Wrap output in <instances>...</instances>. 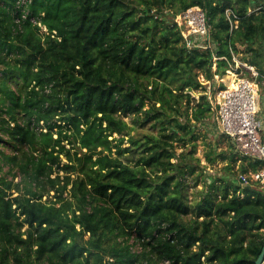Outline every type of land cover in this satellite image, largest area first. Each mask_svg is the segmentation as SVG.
<instances>
[{"label":"trees","instance_id":"1","mask_svg":"<svg viewBox=\"0 0 264 264\" xmlns=\"http://www.w3.org/2000/svg\"><path fill=\"white\" fill-rule=\"evenodd\" d=\"M197 6L207 48L175 21ZM235 56L264 90V0H0V264H256L264 161L212 146L227 174L191 200L199 160L177 152Z\"/></svg>","mask_w":264,"mask_h":264},{"label":"built area","instance_id":"2","mask_svg":"<svg viewBox=\"0 0 264 264\" xmlns=\"http://www.w3.org/2000/svg\"><path fill=\"white\" fill-rule=\"evenodd\" d=\"M26 0H23L25 2ZM229 13V12H228ZM189 48H207L211 46L210 26L206 13L200 7H191L175 18ZM254 76L259 73L254 66L244 64ZM231 66L237 74V68ZM239 74V73H238ZM236 76L234 84L216 92V119L223 134L234 143L236 150L254 160L264 161L263 118L259 113V86L255 80ZM215 77H220L216 75ZM221 78V77H220ZM215 97V96H214ZM248 175H241L243 184L248 183ZM251 178L260 182L264 188V168L251 174ZM264 264V261L263 263Z\"/></svg>","mask_w":264,"mask_h":264},{"label":"rangeland","instance_id":"3","mask_svg":"<svg viewBox=\"0 0 264 264\" xmlns=\"http://www.w3.org/2000/svg\"><path fill=\"white\" fill-rule=\"evenodd\" d=\"M237 63L235 64V66H244V63H242L243 61L237 57ZM246 69V68H245ZM232 80H228L230 78ZM237 74H227L224 77H215V89H217L220 85H224L225 87L230 85L232 86L234 84V81L236 79ZM238 76H243V77H247L249 79L255 80L258 83L259 86V113L258 115L260 117L263 118L264 121V90L262 89V85L261 82L259 84V80L257 79L256 76H254V74L252 73L251 70H243L241 71ZM208 89H212L210 87V84L207 85ZM214 91V89L212 90ZM194 99L196 100V102H198L200 100V96H201V90H195L192 92ZM208 96H212L211 98L213 99V102L216 101V92H209ZM215 96V97H214ZM185 117L182 118V120H184ZM123 119L132 127L136 128L132 130V134H136L138 132H144V133H148V132H154L157 134L158 130L157 129H152V127L150 125H147L144 129H141L138 125H135V117L133 115L128 116V117H123ZM262 136L264 139V130L262 131ZM114 137H118V134H114L113 136L110 137V139L114 138ZM232 140L227 137L226 135H224L221 131V128L218 124V121L216 119L215 113L208 119H206L204 122L198 124V129L196 130V137L193 139V141L191 143H189L188 145H186L185 147H181V143H179V147L177 148V152L178 154L181 153L182 151H191L193 149H195V154L194 157L197 158L199 161L198 163V168L195 172V174L193 175H189L188 177V184H189V194H190V199L193 200L194 198L197 197V192L198 190H201L204 186V182H203V178L206 177V179H211L213 176H219V175H225L227 174V172L224 170V167L227 165V163L229 162L228 159L224 160V159H218L216 162H211V160L209 159V153L211 151L212 146L216 145V147L214 149H216L217 153L223 152V151H227L229 152L230 147L232 146ZM177 144V143H176ZM212 144V145H211ZM69 146V145H68ZM129 146V144L127 143V140L125 141L124 147ZM195 146V147H194ZM116 149H113V151H115ZM229 154V153H228ZM215 156V155H212ZM64 162H66V158H64L63 160ZM176 161V159H175ZM241 166V161H238L236 164H233V171L234 172H240V167ZM200 173H203V175L200 176ZM61 174H64L63 172H61ZM53 176H56L53 175ZM200 176V177H199ZM9 177L11 178V176L9 175ZM199 177V178H198ZM197 179H199V184L197 186H195L197 184ZM21 180V177L18 176L15 181ZM17 193H15L16 195ZM54 195V191L50 192V195H47L44 197V200H46L48 197L53 196ZM28 226L26 225L22 230H25Z\"/></svg>","mask_w":264,"mask_h":264},{"label":"water","instance_id":"4","mask_svg":"<svg viewBox=\"0 0 264 264\" xmlns=\"http://www.w3.org/2000/svg\"><path fill=\"white\" fill-rule=\"evenodd\" d=\"M263 261H264V247H263V249H262V252H261L259 258H258L257 261H256V264H262Z\"/></svg>","mask_w":264,"mask_h":264},{"label":"crops","instance_id":"5","mask_svg":"<svg viewBox=\"0 0 264 264\" xmlns=\"http://www.w3.org/2000/svg\"><path fill=\"white\" fill-rule=\"evenodd\" d=\"M230 79H231V75H230V78L228 80H230Z\"/></svg>","mask_w":264,"mask_h":264},{"label":"clouds","instance_id":"6","mask_svg":"<svg viewBox=\"0 0 264 264\" xmlns=\"http://www.w3.org/2000/svg\"><path fill=\"white\" fill-rule=\"evenodd\" d=\"M245 66V65H244ZM249 70V69H248Z\"/></svg>","mask_w":264,"mask_h":264}]
</instances>
